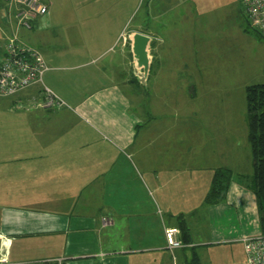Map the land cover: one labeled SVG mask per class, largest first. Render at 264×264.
<instances>
[{
    "label": "crops",
    "instance_id": "0c3cea01",
    "mask_svg": "<svg viewBox=\"0 0 264 264\" xmlns=\"http://www.w3.org/2000/svg\"><path fill=\"white\" fill-rule=\"evenodd\" d=\"M181 1L151 0L150 4L147 0L139 29L140 23L132 28L128 23L134 14V0H39L47 7V13L26 30L18 25L19 6L0 0V60L3 47L11 38L38 50L49 68L42 82L66 103L62 108L38 107L35 103L43 95L40 85H32L9 97L8 103L12 106L5 110L12 117V122L6 125L11 163L6 158L3 161L20 165L14 169L25 168L28 182V196L6 203L0 214V231L12 238L10 260L39 262L63 257L66 258L64 264H173L175 258V264H185L193 253L199 257L196 247L216 245L225 249L255 234L243 227L247 233L239 231L233 236L230 223L236 213L241 215L243 224L247 218L253 217L252 222L255 221L256 197L238 183L244 176L240 171L243 159L237 160L232 153L223 152L222 143L217 140L210 141L215 144L214 151L220 148L219 164L205 174L207 186L201 202L195 198L185 204L186 210L182 208L185 201L180 206H170V202H180L184 196L196 194V187L184 189L180 181L181 187L173 184V190L168 186L170 182L160 186L159 217L153 213V224L147 221L148 214L137 218L135 213L129 215L104 205L117 201L116 195L103 196L100 190L117 181L122 184V178L115 172L117 163H125L130 168L129 163L139 158L143 166L149 168L146 176L154 183L162 178L165 166H177L179 161L176 146H173L167 155L156 153L154 162L148 165L147 160H150L142 153L144 146L135 144L142 118L132 109L129 92L134 97H139L141 92L133 85L132 75L128 77L133 70L130 37L136 31L152 38L153 30L146 22L150 8L156 10L160 32L168 30L167 24L161 23L166 17L207 19L212 16L216 19L214 25L198 30L204 42L199 46L198 64L211 69L210 74L198 76L202 90L207 92V97L216 95L221 103L220 106L210 101L208 105L199 104L198 124L203 129L232 125L240 113L235 115L237 107L230 104L231 99L243 98L245 102V88L264 82V39L246 18L242 0H197L201 13L177 15ZM226 6L235 10L214 12L215 8ZM229 22V30L247 35L253 41L255 49L249 51L250 57L244 58L255 64L252 70L256 73L252 76L255 79L242 76L237 83L233 40L217 34L218 29ZM250 28L258 36L249 34ZM153 62L154 55L150 69ZM148 81L150 83V78ZM156 83L153 78L150 86L153 88ZM171 84L174 82L167 80L163 85ZM243 109L246 113V107ZM183 160L187 170L183 175H188L190 185V172L195 180V167L189 166L188 157L186 162ZM23 163L25 166H21ZM190 163H194L192 159ZM223 168L234 176L223 201L208 205L205 195L213 171ZM20 172L16 177L13 174L14 179L10 178L13 184L7 182L6 190L21 185ZM250 209L252 216L247 215ZM103 217L110 218L111 224L103 225ZM181 220L193 248L170 252L163 230L180 229ZM199 226L207 230L201 240L196 230Z\"/></svg>",
    "mask_w": 264,
    "mask_h": 264
},
{
    "label": "rangeland",
    "instance_id": "374dc122",
    "mask_svg": "<svg viewBox=\"0 0 264 264\" xmlns=\"http://www.w3.org/2000/svg\"><path fill=\"white\" fill-rule=\"evenodd\" d=\"M142 2L143 0H134V14L131 17H134V19H128L131 28L140 23L139 29H141L142 13L147 0H144L143 5ZM181 2L182 5L176 11L177 15L201 13L197 0H182ZM150 10V15L146 22L149 23V27L151 26L153 30L151 44L154 62L150 73H148V79L150 78L151 81L149 83L147 80L146 84L142 87L133 84L135 88L139 87L141 89L139 97H134L128 90L130 100L132 101V109L142 118L139 123V136L135 144H139L140 147L144 146L142 153L149 158L150 161L147 160L148 165L154 162L153 157L156 153L163 154V156L167 155V153L172 151L171 147L176 146L179 159L178 165L165 166L161 174V179H164V181L158 178V180L155 179L157 182L152 183L149 177L146 176L149 168L144 167L143 162L139 158L129 163L132 170L125 163H117L116 167L118 169L115 172L122 178V184H120V181H117V183L102 186L100 190L103 196L113 197L116 195L117 198L116 202L111 204L105 202L104 205H111L119 211H126L129 215L135 213L137 218L148 214L147 221L153 224V213L159 217L158 208L161 202L159 195L162 184L170 182L168 186L171 190L174 189L173 184L177 187L182 186L184 189H189L190 186L197 188L195 189L196 194L186 195L180 202L169 203L170 206L176 207L185 201L182 208L186 210L185 204L192 200L194 201L195 198H198V201L201 202L202 198H204L203 189L207 186L204 179L205 174L209 168L219 164L218 150L220 148L223 152L228 151L232 153L237 160L243 159L244 164L240 167V171L244 175V178L238 180V183L243 186L249 184L250 176L253 174V161L247 140V120L245 109H243L246 106L243 98L236 97L231 99L230 104L232 103L237 107L235 115L240 113V115L235 117L232 125H226L221 129L205 130L201 127V124H198L197 108L199 104L208 105L210 101V104L221 105L216 95H209L211 97H207V92L202 90L201 78L198 76H201L200 74H210L211 69L210 66H202L197 61V57L200 54L199 46L201 43L204 44L202 35L198 30L201 27L205 30L211 24L214 25L213 23L216 22V19L212 18V16L207 17V19L202 17L183 19L166 17L165 22L161 21V23L167 24L168 30L160 32L156 10L153 11L151 8ZM227 10L235 9L226 6L222 9L215 8L214 12ZM228 26L229 28L231 27L230 22L221 26L217 34L225 36L226 40L229 37L233 40L231 47L236 66L234 73L237 76V83H240L242 76L249 79L256 74L252 71L256 68L255 64L244 58L250 57L251 55H248L249 51L251 52L252 48H255L253 47V41L249 40L250 37L235 33L232 29L230 31ZM250 33L258 36L254 29L250 28ZM205 42L207 48H209V42L207 40ZM208 52L207 50L206 53ZM130 75H133L132 69L128 74L129 78ZM153 78L157 83L152 88L150 84ZM167 80L173 81L174 84L163 85ZM191 93L193 94L191 95ZM9 100L10 98H0V214L6 203L21 196H28V182L26 181L25 168L22 171L21 169H14V167L18 168L20 165L17 163L7 164L3 161L4 158L8 159L11 154L8 141L9 133L6 125L12 122V117L11 115L9 117V112L5 110L12 106L8 103ZM219 103L220 105H218ZM210 140H217L222 143V146L220 148L217 146V151H214L212 148L215 144ZM186 157L189 158V166L194 165L195 167V180L190 172V185L187 182L188 175H183V171L186 169L182 164V159H184L183 162H186ZM191 159L194 162L193 164L190 163ZM8 161L11 163L9 159ZM21 166H25V163ZM19 172L22 178L21 185H16L13 189L6 190L5 185L7 182L13 184V180H10V178L14 177L13 174H15V177L18 176ZM175 176L176 178L174 179ZM179 177H181V180ZM179 182L181 186H179ZM161 206L163 207V203H161ZM251 212V209L248 210L247 215L252 216ZM240 216L236 213L233 217L234 220H231L230 225L234 230V232L232 231L233 236L236 237L239 231L247 233L248 229L255 233L251 236L261 234L258 212L255 214V221L252 222L253 217L247 218L246 224L240 221ZM184 218H187L186 214ZM196 230L199 231L198 240L203 239L204 234H207L204 226H199ZM196 253L199 254V264H247L243 244L238 240L229 244L225 249L218 248L216 245H209L208 248L205 246L196 247Z\"/></svg>",
    "mask_w": 264,
    "mask_h": 264
},
{
    "label": "built area",
    "instance_id": "2783aa9c",
    "mask_svg": "<svg viewBox=\"0 0 264 264\" xmlns=\"http://www.w3.org/2000/svg\"><path fill=\"white\" fill-rule=\"evenodd\" d=\"M14 2L19 6L16 17L18 25L26 30L31 24L47 13V7L39 0H2ZM244 14L264 39V0H242ZM4 53L0 60V97L9 98L32 85H40L43 99L35 104L41 109H54L66 106L55 92H52L42 82V77L48 67L42 54L31 47H27L17 39L11 38L3 47ZM103 225L111 224V219L103 217ZM166 248L174 250L191 249V243H184L178 236L181 231L176 227L164 228ZM12 238L0 231V264H64L66 258H55L39 262H14L10 260V246ZM243 251L247 264H264V235L248 236L243 238ZM175 264V258H173Z\"/></svg>",
    "mask_w": 264,
    "mask_h": 264
},
{
    "label": "trees",
    "instance_id": "16d2710c",
    "mask_svg": "<svg viewBox=\"0 0 264 264\" xmlns=\"http://www.w3.org/2000/svg\"><path fill=\"white\" fill-rule=\"evenodd\" d=\"M132 83L141 87L144 85L134 75H132ZM139 90L141 91L140 88ZM244 95L246 106L245 117L248 128L247 140L253 161V174L250 176V179L248 178L249 184H246L244 187L256 197L257 212L260 216L259 227H261V234L264 235V82L247 86ZM233 176L234 173L227 168L215 169L213 171L212 180L209 185L210 188L205 195V202L208 205L223 201L229 186L228 184ZM243 178L244 176L241 177V179ZM184 224V220H181L179 229L181 230L180 240L184 243H189L187 240L188 231ZM185 264H199V257L193 253L192 257Z\"/></svg>",
    "mask_w": 264,
    "mask_h": 264
},
{
    "label": "water",
    "instance_id": "95a60500",
    "mask_svg": "<svg viewBox=\"0 0 264 264\" xmlns=\"http://www.w3.org/2000/svg\"><path fill=\"white\" fill-rule=\"evenodd\" d=\"M130 41L133 75L140 83L145 85L152 59V55H150L152 38L144 33L134 31Z\"/></svg>",
    "mask_w": 264,
    "mask_h": 264
}]
</instances>
